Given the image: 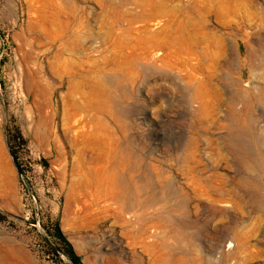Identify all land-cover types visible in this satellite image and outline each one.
Wrapping results in <instances>:
<instances>
[{"label":"rangeland","instance_id":"obj_1","mask_svg":"<svg viewBox=\"0 0 264 264\" xmlns=\"http://www.w3.org/2000/svg\"><path fill=\"white\" fill-rule=\"evenodd\" d=\"M0 182V264H264V0H0Z\"/></svg>","mask_w":264,"mask_h":264},{"label":"bare ground","instance_id":"obj_2","mask_svg":"<svg viewBox=\"0 0 264 264\" xmlns=\"http://www.w3.org/2000/svg\"><path fill=\"white\" fill-rule=\"evenodd\" d=\"M122 170H123V166H122V164H119L118 168L111 170V172L108 174V176L105 175L103 168H99V170L97 172H95V171L93 172L94 177L97 178L96 184H95L97 189H99L100 192H102V193L104 192V196H106L108 199L116 200L117 202H119L118 204H119V210L120 211L123 210V208L125 206V200L124 199H125L126 191H128L130 189L128 187V185L125 186L126 182H125V178L123 177ZM2 179H3V177H2ZM0 184H1V182H0ZM93 188H94V186H93Z\"/></svg>","mask_w":264,"mask_h":264},{"label":"trees","instance_id":"obj_3","mask_svg":"<svg viewBox=\"0 0 264 264\" xmlns=\"http://www.w3.org/2000/svg\"><path fill=\"white\" fill-rule=\"evenodd\" d=\"M2 218V216L0 215V219ZM54 235L58 240V248L59 250L61 249L62 251H64V253L67 254V256L70 258V260L74 263V264H78V256L74 253V251L70 248L69 243L65 240L63 234L61 233V231L59 230L58 227H54ZM58 249H53L52 251L55 252L57 254V251H59Z\"/></svg>","mask_w":264,"mask_h":264},{"label":"built area","instance_id":"obj_4","mask_svg":"<svg viewBox=\"0 0 264 264\" xmlns=\"http://www.w3.org/2000/svg\"><path fill=\"white\" fill-rule=\"evenodd\" d=\"M57 253L59 254L60 252H59V251H57Z\"/></svg>","mask_w":264,"mask_h":264}]
</instances>
